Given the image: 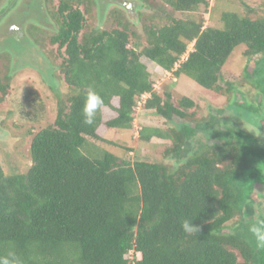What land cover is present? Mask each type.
<instances>
[{
    "label": "trees",
    "instance_id": "obj_1",
    "mask_svg": "<svg viewBox=\"0 0 264 264\" xmlns=\"http://www.w3.org/2000/svg\"><path fill=\"white\" fill-rule=\"evenodd\" d=\"M59 1H48L56 28L30 32L40 47L64 52L65 94L55 91L51 69L56 118L32 133L30 167L8 174L0 160V255L13 251L22 264H264V245L249 231L264 220V131L257 136L220 125L218 142L194 151L191 141L205 122L191 111L195 101L182 96L175 103L170 92H158L142 62L230 101L235 86L221 84L223 68L241 48L245 58L264 62V17L226 12L220 27H205L194 15L207 12L209 0H162L190 16L162 27L145 25L141 47L126 15H109L116 26L97 31L94 0ZM256 73L259 79L249 84L259 95L261 65ZM88 88L114 118L102 109L92 126L83 123ZM140 102L168 123L179 120V127L140 131L143 142L168 141L164 156L175 157L178 167L132 162L96 144H111L100 134L102 126L131 130ZM183 219L193 220L200 232L185 234Z\"/></svg>",
    "mask_w": 264,
    "mask_h": 264
},
{
    "label": "rangeland",
    "instance_id": "obj_2",
    "mask_svg": "<svg viewBox=\"0 0 264 264\" xmlns=\"http://www.w3.org/2000/svg\"><path fill=\"white\" fill-rule=\"evenodd\" d=\"M130 1L123 2L125 7L123 4L121 5L120 1H114L102 16V7H99V2L94 0L95 29L97 31L113 29L116 25L110 21L108 16L126 15L134 26L133 30L141 36L139 40L142 47L146 43L143 32L145 25L162 27L168 23L167 20L169 19H187L190 16L175 12L162 0ZM59 2L57 1L56 4L59 5ZM100 2L103 5L104 0H100ZM209 2L210 8L207 12L202 10V15H194L198 20L204 19L205 27H220L222 15L226 12L249 16L252 19L264 17V0H209ZM4 8H0V12H3ZM18 11L20 9L10 12L9 15L11 16L3 20L0 26L3 29H8L9 22L19 24L21 19L19 15H15ZM22 16L26 18L25 15ZM29 19L33 20L32 18ZM90 21L91 19L88 20V24ZM15 34L10 32L9 35L5 36L3 45L0 46V50L14 56L11 62L10 56L4 51H0V88L1 86L7 87L5 93L0 89V160L8 174L26 171L30 167L32 133L52 124L56 118L57 98L55 93L50 90L51 86L47 80L53 72L51 70L53 67L57 76L56 81H58L55 83V91L60 92L61 96L64 97V87L66 86L60 68L63 60L61 54L64 55V52H60L61 54L58 56L56 48L51 50L52 48L49 46L45 49L38 45L33 46V40L29 39L28 36L19 39ZM31 47L32 49H30ZM243 49L236 50L223 68L224 75L221 84L233 82L235 86L234 95L230 101L225 95L203 89L188 77L177 79L172 73L159 69V67L146 62L145 59L142 61L151 73V79L158 92L161 94L170 92L175 103L182 96L195 101L196 109L191 111H195L197 118L203 119L205 122L191 141L194 151L199 150L201 145L210 144L214 141L218 142L214 137V132H210V129L220 130V125L232 128L242 127L257 136L262 135L261 130L264 131V93L256 95L249 84L259 79L256 72L259 65L264 71V62L262 63L260 56L252 60L245 58ZM42 51H47L45 53L49 56V60L41 53ZM14 58L26 68L14 69L16 64ZM45 64L47 67L43 69L42 66ZM247 103L256 109L258 108V113H254L244 106ZM143 104L140 102L136 108V119L131 130H108L106 126H102L99 132L111 144H100V142H96V144L101 145L100 148L103 149L111 146L109 149H105L116 156L130 159L132 162L147 160L164 163L172 166V168L178 167L180 164L175 157L165 158L164 156L169 145L168 141L152 138L149 142H143L140 140V131L147 127L178 126L179 120H174L173 124L168 123L154 111L145 110ZM35 109H41L42 112L34 113ZM104 112L108 119L115 117V112L110 109H104ZM212 118L213 123L210 121ZM124 148H130L131 151H126ZM191 154L192 152L189 155ZM231 228L230 226L227 227L225 232H232Z\"/></svg>",
    "mask_w": 264,
    "mask_h": 264
},
{
    "label": "flooded vegetation",
    "instance_id": "obj_3",
    "mask_svg": "<svg viewBox=\"0 0 264 264\" xmlns=\"http://www.w3.org/2000/svg\"><path fill=\"white\" fill-rule=\"evenodd\" d=\"M57 1H59V0H57ZM95 1L96 2L98 1L99 7H102V14L103 15L106 13V10L109 8V6L112 5L114 1L116 2V0H104V3L102 5L100 0H95ZM118 1H120L121 5H122L123 2H127L130 0H118ZM4 4H6V5H4ZM123 6L125 7L124 4H123ZM0 8H4V11L0 12V23L3 20H6V18L11 16V15H9L10 12H12L14 10H18V9H20V11L15 13V15H19V17L21 19L19 21V24H17V25L15 23L9 22L8 23V29H3V27L0 26V31H1V33H0V46L3 45L4 37L9 35L10 32L16 33L15 36H18L19 39L23 38V36H28L29 39L33 40L30 30H36L37 29L36 32H38L39 29L43 30L42 28H45V29L47 28L48 31L56 28L53 26V22H52L53 20L50 16L51 13L49 10L48 0H0ZM22 15H25L26 18L23 17ZM27 15H29V17H27ZM29 18H32L33 20H30ZM35 45L37 46V44L33 40V46H35ZM30 49H32V47ZM0 51L3 52L4 50H0ZM43 51L41 53L45 57H47V59H48L49 56ZM4 52H6V51H4ZM6 54H8V52H6ZM8 55L10 56V61L12 62V59L14 56L12 54L10 55V53ZM15 61H16V64H15L14 69L18 70V69H22V68L25 69L26 68V66L25 67H24V65L22 66L21 62H19L17 59L14 58V62ZM33 65H35V63H33ZM27 68H28V66H27ZM53 69L55 71L54 67H53ZM54 76H55V73H54ZM215 130H216L215 128L210 129V132H214V135H215ZM247 132L251 133V131H249V130Z\"/></svg>",
    "mask_w": 264,
    "mask_h": 264
},
{
    "label": "clouds",
    "instance_id": "obj_4",
    "mask_svg": "<svg viewBox=\"0 0 264 264\" xmlns=\"http://www.w3.org/2000/svg\"><path fill=\"white\" fill-rule=\"evenodd\" d=\"M105 107L104 99L94 89L88 88L84 95L81 108L83 123L92 126L95 123L97 112ZM180 227L187 235H193L200 232V227L194 225L193 220L190 219H183L180 222ZM249 231L258 244L264 245V220H258L255 224L251 225ZM0 264H22V262L15 252L9 251L7 255H0Z\"/></svg>",
    "mask_w": 264,
    "mask_h": 264
},
{
    "label": "water",
    "instance_id": "obj_5",
    "mask_svg": "<svg viewBox=\"0 0 264 264\" xmlns=\"http://www.w3.org/2000/svg\"><path fill=\"white\" fill-rule=\"evenodd\" d=\"M48 64L50 65L49 61H48ZM43 68L47 67V65L45 64V66H42ZM48 80V79H47Z\"/></svg>",
    "mask_w": 264,
    "mask_h": 264
}]
</instances>
